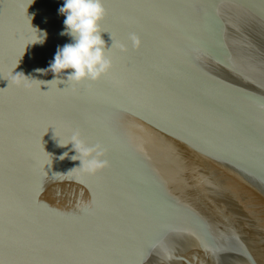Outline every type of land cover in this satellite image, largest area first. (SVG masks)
I'll use <instances>...</instances> for the list:
<instances>
[{
	"label": "water",
	"instance_id": "obj_1",
	"mask_svg": "<svg viewBox=\"0 0 264 264\" xmlns=\"http://www.w3.org/2000/svg\"><path fill=\"white\" fill-rule=\"evenodd\" d=\"M63 2L0 0V264H264V0H103L79 84Z\"/></svg>",
	"mask_w": 264,
	"mask_h": 264
},
{
	"label": "clouds",
	"instance_id": "obj_2",
	"mask_svg": "<svg viewBox=\"0 0 264 264\" xmlns=\"http://www.w3.org/2000/svg\"><path fill=\"white\" fill-rule=\"evenodd\" d=\"M58 13L65 17L64 28L60 35L70 37V42L57 47L47 69L36 71H51L56 74V78L52 81L59 80L60 83L61 76L66 77V82L76 84L85 80L97 81L106 76L113 67V61L106 54L107 45L101 35V21L107 13L103 0H64ZM131 39L135 46H139L140 40L135 34ZM118 46L121 51L126 50V45L121 43ZM20 74L28 81L32 80L23 73ZM20 84L24 85L25 80H21ZM69 142L73 143L77 152L72 159L80 160V168L86 173L94 174L108 166V161L104 158V150L100 145H89L78 133H74Z\"/></svg>",
	"mask_w": 264,
	"mask_h": 264
}]
</instances>
